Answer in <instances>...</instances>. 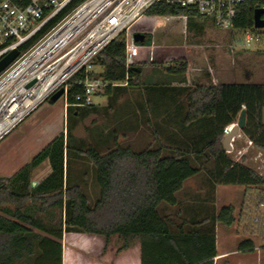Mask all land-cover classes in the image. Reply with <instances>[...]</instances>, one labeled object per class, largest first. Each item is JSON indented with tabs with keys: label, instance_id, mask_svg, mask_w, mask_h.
I'll return each instance as SVG.
<instances>
[{
	"label": "trees",
	"instance_id": "trees-1",
	"mask_svg": "<svg viewBox=\"0 0 264 264\" xmlns=\"http://www.w3.org/2000/svg\"><path fill=\"white\" fill-rule=\"evenodd\" d=\"M82 1L76 0L75 3ZM145 14L185 16L187 28L190 29L196 26L198 19L209 20L194 10L164 2L154 3ZM251 24L252 9L248 4H243L234 25L241 27ZM136 43L149 45L150 39ZM92 63L101 66L99 76L108 83L99 88V93L103 95H109L123 85L136 86L140 82L141 64L125 65L124 33L102 48ZM184 66L182 61L168 68L180 84L184 83ZM86 75L93 77L90 71L86 73L83 68L68 80L65 95L67 119L72 113L77 115L78 109L91 105H76L83 103L86 97L83 86ZM177 89L186 90L183 123L197 124V128L200 124L206 126L198 134L197 140L164 144L159 139L158 131L154 130L151 141L137 151L130 146L114 144L106 152L100 153L93 146H87L82 152L92 163L98 187L97 197L91 201L81 185L72 184L69 180L72 152L67 143L68 132H60L12 176L0 177V205L15 204L11 212L13 217L21 220L22 224L55 232L58 239H61L64 225L66 230L101 236L104 247L116 236L121 241L117 250L128 248L138 241L140 264H213L212 259L216 255L213 226L205 233L190 229V219L180 217L177 223L161 213L160 205L177 206L176 195L185 181L206 170L207 165H211L212 187L213 184L241 185L247 191L252 186H264L261 175L242 161H234L221 145L223 128L234 123L240 110L244 109L245 124L241 132L252 145L264 151V83H209ZM183 107L178 106L177 112ZM200 140L205 141L199 146ZM74 151L81 152L80 149ZM44 161H48L50 171L32 186V172ZM245 196L242 211L247 216L251 207ZM29 201L38 206L23 207ZM255 205L253 208L257 211ZM31 210L46 213L52 223L48 225L40 218H33L28 212ZM56 216L58 223H54ZM235 221L234 208L224 205L200 222H210L212 225L219 222L229 227ZM22 224L0 214V264H13L22 258L21 248L31 254L34 242L38 243L42 250L40 255L45 258L48 257L45 243L54 245L60 264L61 244L39 235L32 236L30 229ZM174 225L175 230L172 229ZM252 248L253 243L249 239L240 241L237 247L239 251H250Z\"/></svg>",
	"mask_w": 264,
	"mask_h": 264
},
{
	"label": "rangeland",
	"instance_id": "rangeland-1",
	"mask_svg": "<svg viewBox=\"0 0 264 264\" xmlns=\"http://www.w3.org/2000/svg\"><path fill=\"white\" fill-rule=\"evenodd\" d=\"M186 20L184 16H149L144 13L124 31L125 43L135 42L134 35H145L146 40L150 39V44L153 45L152 56L134 62L141 64L142 74L139 84L123 85L112 90L109 95L99 93V87L91 94L90 106L78 109V114L72 113L68 119L65 117L64 132H68L67 143L72 152L68 167L69 180L72 184L81 185L91 201L97 197L98 187L95 184L92 163L82 152L87 146H93L100 153L106 152L114 144L130 146L137 151L151 141L154 130L158 131L159 139L164 144L170 145L175 142L191 143V140H197L200 131L205 130L206 126L201 124L197 128V124L183 123L186 90L177 89L181 86L177 85V78L168 68L184 62L182 87L186 89L192 87L188 84V78L191 81L193 73L200 78L210 76V79L211 77L215 79L216 84L221 80L264 83V37L260 42L243 49L238 39V32L231 33L217 28L210 20L203 19L196 20V26L190 29L187 28ZM101 71L100 65L91 64L90 72L95 79H102L99 76ZM211 82L212 80H209V83ZM62 99L60 97L55 102L46 100L41 103L8 136L6 135L4 140L0 141V147L9 140L20 139L29 124L47 115V108L57 107ZM178 106L183 107L179 112L176 110ZM262 117L264 122V108ZM54 118V124L50 123L45 127L51 132L56 133L59 130L61 132L62 118L59 117L58 120L57 117ZM204 141L200 140L199 146ZM74 149H80V154L75 151L73 153ZM226 152L234 161H242L264 178V151L249 144L242 132L234 138L231 151ZM44 167L40 166L36 173L42 171ZM210 172L211 165H207L206 170L185 181L180 197L185 196V191L193 187L212 186ZM224 189L228 190L227 194H224V199L227 204L235 206L236 215L239 210L242 211L239 204L243 197V186L228 185L224 186ZM244 193L251 207L249 218L256 214L249 226L254 230L259 228L258 233L262 237L264 236V186L249 187ZM254 204L257 205V211L253 208ZM174 209L177 207L160 205L161 213L172 219L175 216ZM173 220L179 222L178 218ZM237 229L242 230L241 226L237 228L232 226L230 231ZM81 234L82 232L78 230H68L66 248L70 251L75 250ZM120 242L114 236L110 246L117 249ZM260 242L264 243L262 239Z\"/></svg>",
	"mask_w": 264,
	"mask_h": 264
},
{
	"label": "built area",
	"instance_id": "built-area-1",
	"mask_svg": "<svg viewBox=\"0 0 264 264\" xmlns=\"http://www.w3.org/2000/svg\"><path fill=\"white\" fill-rule=\"evenodd\" d=\"M75 1L0 0V59L13 49L19 50L15 60L0 73V141L61 87L65 101L68 80L83 68L88 73L99 51L124 33L154 3L194 10L217 28L238 32L243 49L264 37V27H255L253 21L255 10H260V19L264 18V0ZM243 4L252 9V24L237 27L234 20ZM152 49L151 44L125 43L126 67L152 56ZM46 68L48 75L42 79L38 74ZM48 77H55L56 81L49 85ZM107 84L86 75L83 82L86 97L76 105L91 104L94 90ZM234 124L225 126L223 135Z\"/></svg>",
	"mask_w": 264,
	"mask_h": 264
},
{
	"label": "crops",
	"instance_id": "crops-1",
	"mask_svg": "<svg viewBox=\"0 0 264 264\" xmlns=\"http://www.w3.org/2000/svg\"><path fill=\"white\" fill-rule=\"evenodd\" d=\"M209 80H212L211 84H216L215 79H212V77L210 79V76L200 78L198 76L196 77V73H193L191 81L188 78V84L192 85V87L196 85H207L209 84ZM229 82L233 81L221 80L218 84ZM177 85L182 86L183 84L177 83ZM65 104L64 99H62L57 107H48L47 115L40 118L38 121L32 122L31 125L29 124L25 128V132H23L20 139L9 140L6 144L0 147V177L7 178L12 176L50 140L60 133V130L55 133L53 131L51 132L49 129L47 130L45 127V125H50V123L54 124V117H57V120L59 117L62 118L63 129L61 132H64V121L67 107ZM48 115L50 116L48 117ZM43 124L44 126L42 127ZM5 138L6 137H4L3 140ZM42 165L45 166L43 170L37 171L36 173V170H38V168ZM49 171L50 168L48 161L41 163L32 172L31 185H36L49 173ZM224 186L228 185L216 184L213 187L200 185L186 190L184 193L186 195H182L180 197V192H183L182 187L176 195L178 203L176 206L177 209H174L175 216L173 219H177L179 217L190 219L192 224H190L188 228L196 229L201 233L208 232L213 226L216 249V255L212 259L213 264H264V243L260 242L261 239L264 242V236L263 238L260 237L258 230L256 228L254 230L253 227L249 226L250 218L248 215L246 216L243 211L239 210L236 215L234 214L236 218L235 224L229 227L224 226L219 222H214L213 225L210 222H200L206 216L216 213L221 206L231 205L229 203L227 204L224 199V194H227L228 191L224 189ZM242 191V195L244 197V186ZM243 197L241 198L239 204L241 208H243ZM25 206H32V208H36L38 204L29 201L23 205V207ZM231 206L235 208V206ZM15 207V204L3 203L0 205V208H4L6 210H0V214L8 219H12L22 224L20 222L21 220H18L11 215V212L14 211ZM28 212L33 218H40L43 223L47 222L48 225L52 223L50 217L44 212L41 213L36 210ZM254 215H252L251 219H253ZM54 223H58V216H56ZM22 225L30 229L32 236L39 235L42 238L54 240L61 244L60 264H140V245L138 241H135L128 248L117 250L115 247L110 246L111 241L106 247H104V241L101 236L82 232L81 236L78 237L77 240L78 247L75 250L70 251L66 248L65 240L68 230L65 229L64 225L61 239H58L55 232H47L45 230L42 231L30 224L24 223ZM232 226L234 228L241 226L242 230L237 229L236 231H230ZM172 229L175 230L176 226L174 225ZM245 239L252 241L253 248L250 251H239L237 249L238 244L240 241ZM21 250L23 254L22 258L15 260L13 264H58L56 259L57 248L50 242L45 243V250L48 251L47 258L41 257L40 254L42 253V250L37 242H34L31 254L26 252L24 248H21Z\"/></svg>",
	"mask_w": 264,
	"mask_h": 264
},
{
	"label": "water",
	"instance_id": "water-1",
	"mask_svg": "<svg viewBox=\"0 0 264 264\" xmlns=\"http://www.w3.org/2000/svg\"><path fill=\"white\" fill-rule=\"evenodd\" d=\"M253 21H254V26L257 28H263L264 27V18L260 19V10H255L253 14ZM147 36L145 35H134V41L137 42L138 40H146ZM19 55V50L18 49H13L9 51L6 55H4L0 59V73L10 64L12 63L15 58ZM34 81L30 82L32 84ZM64 94V89L63 87L59 88L57 91H55L50 97L49 101L50 102H55L58 100L60 97H62ZM245 124V110L241 109L236 123L231 127L229 133L223 135L222 140H221V145L224 151H230L231 146L230 143L234 137H236L239 132H241L243 126Z\"/></svg>",
	"mask_w": 264,
	"mask_h": 264
},
{
	"label": "bare ground",
	"instance_id": "bare-ground-1",
	"mask_svg": "<svg viewBox=\"0 0 264 264\" xmlns=\"http://www.w3.org/2000/svg\"><path fill=\"white\" fill-rule=\"evenodd\" d=\"M48 71H49V69H45V70H43V71H41L39 74H38V76L40 77V78H42V79H44L45 77H47V75H48ZM56 81V79H55V77H48V79H47V82H48V84L49 85H52L54 82ZM239 139V138H238Z\"/></svg>",
	"mask_w": 264,
	"mask_h": 264
}]
</instances>
